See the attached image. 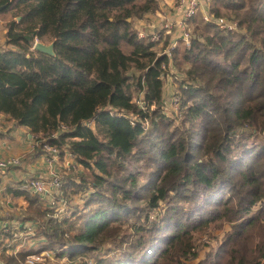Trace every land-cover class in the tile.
Here are the masks:
<instances>
[{
	"label": "trees",
	"instance_id": "16d2710c",
	"mask_svg": "<svg viewBox=\"0 0 264 264\" xmlns=\"http://www.w3.org/2000/svg\"><path fill=\"white\" fill-rule=\"evenodd\" d=\"M209 6L239 30L201 9L187 21L191 44L167 52L170 36L161 45L134 25L159 0H0L12 16L0 114L85 167L62 179V218L34 192L23 223L46 240L5 250L3 264L49 249L83 264H189L198 238L226 225L199 264H264V0ZM46 39L55 55L34 48ZM172 69L178 123L164 110ZM83 193L81 208L70 202Z\"/></svg>",
	"mask_w": 264,
	"mask_h": 264
},
{
	"label": "crops",
	"instance_id": "0c3cea01",
	"mask_svg": "<svg viewBox=\"0 0 264 264\" xmlns=\"http://www.w3.org/2000/svg\"><path fill=\"white\" fill-rule=\"evenodd\" d=\"M173 1L175 0H161L159 8L155 12L153 11L154 13L145 16L142 23L144 25L147 23L148 30H161V26L169 22L174 32L179 31V9L175 7ZM207 9L208 6L203 5L202 11ZM161 17H165L166 20ZM158 22H161L159 26L156 25ZM3 24H5L4 21L0 25L2 42L3 39L5 40L6 34ZM171 34H167L170 39L172 38ZM35 141L29 128L0 114V157H16L20 160L19 164H12L6 170L0 169V255L5 250L11 255H18L24 240H27V244L30 243V245L34 243L32 233H27L25 230L16 232L15 229L16 224L24 222L25 215L23 213L29 208V198L35 192L30 186L31 181L49 174L48 153L42 151L40 145ZM61 162L63 161L59 163ZM55 165L57 168L59 167L58 163ZM20 228L22 229V227ZM23 243L26 244V242ZM16 244L18 245L14 247Z\"/></svg>",
	"mask_w": 264,
	"mask_h": 264
},
{
	"label": "rangeland",
	"instance_id": "374dc122",
	"mask_svg": "<svg viewBox=\"0 0 264 264\" xmlns=\"http://www.w3.org/2000/svg\"><path fill=\"white\" fill-rule=\"evenodd\" d=\"M160 2H161V0H159V3ZM173 3L175 5V1H173ZM175 7H176V5H175ZM11 17L12 16H11L10 11L9 12H2V11L0 12V21L1 22L4 21L5 24H3V25H5V29H6L5 40L3 39V42H2V38L0 37V51H2L5 47H7L5 45H7V43H6V41H7V33H8L9 30L6 27V23H8L9 19L11 20ZM144 18H145V16L143 18H138V19L134 20V25L136 26V29L138 30V34H139L140 31L148 30V28H149V26H147V23H146V25H144V23H142ZM161 18H163V20H166L165 17H161ZM129 21H131V19ZM1 22H0V25H1ZM160 23L161 22H158L156 25L159 26ZM137 26L139 27V29H138ZM170 31H173V29H171ZM166 36H167V34H166ZM166 36H164L162 38L161 42L159 41V43L161 45H163V40L166 39ZM36 42H41V41L37 40ZM51 42L52 41L50 39H46L44 42H41V43L49 44ZM179 44H181V43H179ZM175 73L177 74L176 70H175ZM176 87H177L176 77H175V74H173V72H171V74L168 75V82L166 80L165 95H167L166 96L167 100H166V103L164 105V110H165V113L168 114V116L175 117L176 122L178 123V121H180V118L182 117V113L179 111L180 98L176 94ZM90 124L92 126L95 125V123L93 121ZM263 135H264V133H263ZM33 138H34V140L37 139L34 135H33ZM35 143H38V142L35 141ZM66 156L67 157L65 158V160L63 162H61V163H59L61 160H60V158L58 156V158L54 162H52L51 164H48L49 168L50 167L57 168L55 164H57V163L59 164V167L57 169L62 172V175H63L62 179L64 178L66 173L70 172V169H71L70 166L73 167V169L76 170L75 175H79L82 171L85 170V167H83V166L82 167L76 166L77 164L75 163V159H74V157L71 154H67ZM65 168H68L69 171L64 170ZM63 170H64V172H63ZM47 177L48 176H46V178ZM38 178H41V177H38ZM145 178H146L145 176H139L140 182L144 181ZM52 195L53 196L48 194L47 199L46 198H42L43 203H44V205L46 207H47V204H49L51 206L57 204L56 212H55L54 216L57 217V218H62L65 215L66 211L68 210V208H69V206L71 204L69 203V201L68 202L65 201V202L61 203V200H59L62 197L61 189L53 191ZM85 197H86V195L84 193L83 194H78L77 196H74L73 199L70 200V202L74 203V204H78L79 207L81 208L83 206V204H85V202H84ZM23 214L26 215L25 212ZM153 217H154V215H153ZM20 227H23V228L21 229ZM230 228H231L230 225H226V228L224 230H218V229L215 230V229L211 228L210 232L207 233V235L200 236L198 238V240H197V246H198V250L200 252V257H198L196 260L190 261L189 264H199L203 259H205L207 257L208 251L211 248V246H209V244L211 243L214 247H216L218 242L221 241L224 238V236H225L224 233L226 232V230H228ZM18 230H25L27 233H30V234L32 233L34 235V238H33L34 239L33 240L34 243L30 245V243L27 244L28 243L27 240H24L23 242H26V244H24L23 242L21 243V248L19 249L20 250L19 252H21L23 250H31V249H34V248H38L40 243H41V241L46 240L45 238H43L41 236H37L35 234V230L36 229H35V226H34V224L32 222H25V223L20 222L19 224H16L15 231L18 232ZM13 236H14V234H13ZM31 243H32V240H31ZM17 245L18 244L14 245V247H16ZM108 246H109L108 244H105L103 247H101L100 250H97V251L102 253V252L105 251L104 248L108 247ZM12 254H13V252H12ZM32 260L34 261V264H83L84 263L83 262L84 259H82L81 257H79V258H77L75 260H73V259H71L69 257H67V258L66 257L65 258H58V256H56L55 252L53 250H51V249L43 250V251H40V252H32V254H30L27 257V259L25 261V264H33V263H30V261H32ZM0 263L1 264L4 263L2 258L0 259ZM89 264H92L91 260L89 261Z\"/></svg>",
	"mask_w": 264,
	"mask_h": 264
},
{
	"label": "built area",
	"instance_id": "2783aa9c",
	"mask_svg": "<svg viewBox=\"0 0 264 264\" xmlns=\"http://www.w3.org/2000/svg\"><path fill=\"white\" fill-rule=\"evenodd\" d=\"M210 1L211 0H175V5L179 9V16H180V20L178 22L180 28L179 31L176 30L177 32L174 31L171 32L170 30L172 29V26L169 22H166V24L161 26L162 27L161 30L158 29L142 30L139 32V36L141 38H150V40L153 42H159V41L161 42L162 38L166 36V34L172 33L171 34L172 38L170 39L171 43L167 48V52L174 50L178 45H180L179 43L181 42H185L187 45H190L191 33L188 28L187 21L190 18H192L197 12L201 11L203 5L205 4L208 6V9L203 12L206 21H214V23L217 24L218 27H220L223 30H227V31L239 30L240 25L237 21H234L224 16H221L218 19H214L209 9ZM154 12H149V13H154ZM171 72L175 74V77L177 79L178 74H176L175 70L173 71L172 69L167 75L163 76V78L167 80V82H168V75H170ZM41 150L48 153L47 160L49 164L54 162L59 156L58 150L50 144L44 145ZM19 162H20L19 158L16 157H12V158L0 157V169L6 170V168L12 166V164H19ZM47 176H48L47 178L46 176H41V178L34 179L31 181L30 184V186L36 193L42 195L46 199L48 194L53 196L52 195L53 191L59 190L61 188L63 175L62 172L59 171L57 168L50 167L49 174ZM30 263L34 264V261L33 260L30 261Z\"/></svg>",
	"mask_w": 264,
	"mask_h": 264
},
{
	"label": "water",
	"instance_id": "95a60500",
	"mask_svg": "<svg viewBox=\"0 0 264 264\" xmlns=\"http://www.w3.org/2000/svg\"><path fill=\"white\" fill-rule=\"evenodd\" d=\"M3 9V7H0V12ZM130 20V19H129ZM35 49L42 52V53H48L50 55H55V45L54 42H51L49 44L47 43H41V42H36L34 45Z\"/></svg>",
	"mask_w": 264,
	"mask_h": 264
}]
</instances>
